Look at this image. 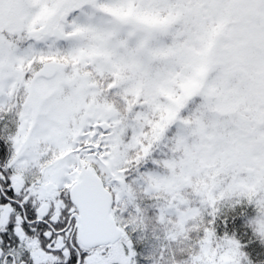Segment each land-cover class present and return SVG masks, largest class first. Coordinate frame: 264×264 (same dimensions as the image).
I'll return each instance as SVG.
<instances>
[{
  "label": "snow or ice",
  "instance_id": "obj_1",
  "mask_svg": "<svg viewBox=\"0 0 264 264\" xmlns=\"http://www.w3.org/2000/svg\"><path fill=\"white\" fill-rule=\"evenodd\" d=\"M0 264H264V0H0Z\"/></svg>",
  "mask_w": 264,
  "mask_h": 264
},
{
  "label": "trees",
  "instance_id": "obj_2",
  "mask_svg": "<svg viewBox=\"0 0 264 264\" xmlns=\"http://www.w3.org/2000/svg\"><path fill=\"white\" fill-rule=\"evenodd\" d=\"M228 212H230V209L227 206H225V208L222 209V220H223V215L227 214ZM225 231H228L229 235H232L235 232L237 238H239V231L238 230H236V229L226 230V229H224L223 224H221V227L219 229V234L224 235Z\"/></svg>",
  "mask_w": 264,
  "mask_h": 264
}]
</instances>
